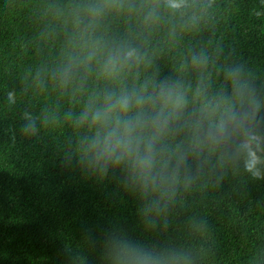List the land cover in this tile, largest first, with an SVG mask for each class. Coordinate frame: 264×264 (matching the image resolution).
<instances>
[{
	"label": "clouds",
	"instance_id": "1",
	"mask_svg": "<svg viewBox=\"0 0 264 264\" xmlns=\"http://www.w3.org/2000/svg\"><path fill=\"white\" fill-rule=\"evenodd\" d=\"M218 7L216 0L44 4L41 37L59 38L60 47L54 59L29 70V87L42 96L55 93L56 103L39 111L24 107L19 135L31 141L70 128L74 142L61 166L132 193L148 229L166 223L181 193L194 186L219 185L240 173L264 180V84L224 56L221 45L177 51L185 36L214 26ZM167 52L173 63L165 74L158 61ZM5 101L17 105L14 88ZM103 259L195 264L188 250L149 248L116 233L106 237Z\"/></svg>",
	"mask_w": 264,
	"mask_h": 264
},
{
	"label": "trees",
	"instance_id": "2",
	"mask_svg": "<svg viewBox=\"0 0 264 264\" xmlns=\"http://www.w3.org/2000/svg\"><path fill=\"white\" fill-rule=\"evenodd\" d=\"M49 2L0 0V264H105L104 241L112 233L149 248L188 250L195 264H252L255 257L264 264V180L240 173L219 185L194 186L181 193L166 223L148 229L132 193L61 166L74 142L70 128L31 141L19 135L24 107L39 111L56 103L55 93L33 92L28 75L58 55L60 39L45 43L41 37L47 23L42 8ZM216 2L214 26L185 36L177 51L221 45L224 56L243 63L255 83L264 84V4ZM172 55L158 61L165 74ZM9 88L18 93L15 107L5 101ZM66 107L62 103L60 111Z\"/></svg>",
	"mask_w": 264,
	"mask_h": 264
}]
</instances>
